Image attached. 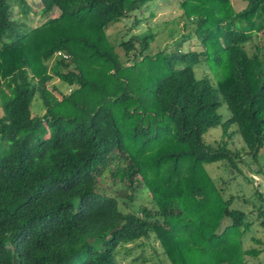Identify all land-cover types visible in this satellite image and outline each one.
Instances as JSON below:
<instances>
[{
	"label": "trees",
	"instance_id": "obj_1",
	"mask_svg": "<svg viewBox=\"0 0 264 264\" xmlns=\"http://www.w3.org/2000/svg\"><path fill=\"white\" fill-rule=\"evenodd\" d=\"M151 1L41 0L44 15H59L24 30L11 9L26 17L28 2L0 0V264H120L121 249L151 235L170 264H246L259 255L243 237L255 221L264 226V194L255 187L251 219L204 165L224 161L243 173L244 155L257 162L264 148V59L244 47L264 29V0L240 10L230 0H178L204 49L179 50L184 35L174 51L150 55L149 30L120 43L128 56L138 45L126 64L106 30L131 15L139 24L136 12ZM201 55L222 69L216 85L195 76ZM55 77L69 91L53 102L43 86ZM36 95L40 116L31 112ZM217 126L221 138L206 143ZM232 126L241 150L228 147ZM107 170L130 201L128 191L145 186L151 207L119 210L98 190Z\"/></svg>",
	"mask_w": 264,
	"mask_h": 264
},
{
	"label": "rangeland",
	"instance_id": "obj_2",
	"mask_svg": "<svg viewBox=\"0 0 264 264\" xmlns=\"http://www.w3.org/2000/svg\"><path fill=\"white\" fill-rule=\"evenodd\" d=\"M29 4L30 12L26 17L20 11L17 5L12 6L11 17L15 21L24 24V30H28L39 26L43 23L47 17H56L59 15V10L54 8L48 15L42 13L41 0H26ZM231 4L236 10L242 9L246 5V0H230ZM136 17L140 20L139 24H134V17L128 16L122 18V20L111 24L107 30V38L114 46L115 52L118 54L121 61L126 64H130L132 61V52L136 50L138 45L135 44V48L130 52V55L125 54V50L120 43L124 40H128L132 35L141 34L147 31L154 33V39L150 43L149 49L146 53L155 55L159 51L170 52L175 50L173 44L175 40L183 38L186 39L179 47L182 52L186 51H202L204 49L203 44L197 38L194 28L195 23L192 20H188L181 8L178 0H154L147 3L142 10L136 12ZM245 49L249 54L256 52L259 48V53L264 59V29L261 31H255L251 40L244 44ZM258 47V48H257ZM205 55H201V62L194 68L195 76L200 78L202 76H208L213 85H216V74L221 72V68L216 69L210 67L209 63L205 61ZM52 65V60L49 61L48 66ZM220 71V72H219ZM44 91L51 101L55 102L61 98L58 90L63 92L69 91V86L60 81L57 77L53 78L47 85H44ZM31 112L34 116H40L44 112L42 101L36 95L31 104ZM217 112L221 115L222 120H226L230 112L225 103H221ZM2 110L0 108V115ZM230 138H228V147L232 150H241L244 147V143L240 135L236 132V128L232 126L230 128ZM222 130L220 126L210 128L204 135L203 140L206 143L217 141L221 138ZM48 136V134L46 135ZM243 154V153H242ZM245 162L250 163V167H243V173H239L237 169L228 167L226 162L218 161L214 163L205 164L204 167L209 175L215 179L220 185H223L224 197L230 195L236 196L234 207L249 212L254 206L260 204V199L254 194L255 187H258L259 191L264 194V148L261 149L257 162L250 159L249 156L244 155ZM260 168L261 172L255 171ZM248 177V180L245 178ZM223 181H228V184H224ZM125 185L116 177H112L109 171H104L98 179V190L100 193L106 196H110L115 199L117 208L123 212L139 211L140 205H146L151 207L152 202L150 194L145 186H139L134 192L129 190V193H134L133 200H129L121 195ZM238 195H245L246 200L242 201V197ZM250 218L254 219V213H250ZM226 221V220H225ZM252 237L259 239L256 243L252 240ZM140 245L127 244V247H131L129 253H125V249H121L116 258L120 264H170L166 255L162 252L160 245L154 236L150 238L140 240ZM243 246L245 248L256 247L260 250L258 256H248L246 264H264V226L258 221H255L250 230L243 237Z\"/></svg>",
	"mask_w": 264,
	"mask_h": 264
},
{
	"label": "built area",
	"instance_id": "obj_3",
	"mask_svg": "<svg viewBox=\"0 0 264 264\" xmlns=\"http://www.w3.org/2000/svg\"><path fill=\"white\" fill-rule=\"evenodd\" d=\"M55 55H57V56H63L64 58H67L69 56V55L64 54V53H62L60 51L56 52Z\"/></svg>",
	"mask_w": 264,
	"mask_h": 264
}]
</instances>
